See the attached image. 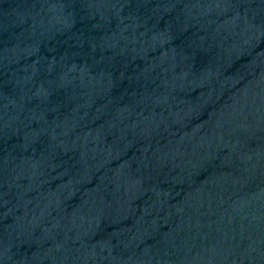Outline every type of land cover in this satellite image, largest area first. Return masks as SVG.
Returning <instances> with one entry per match:
<instances>
[{
	"label": "water",
	"instance_id": "1",
	"mask_svg": "<svg viewBox=\"0 0 264 264\" xmlns=\"http://www.w3.org/2000/svg\"><path fill=\"white\" fill-rule=\"evenodd\" d=\"M0 264H264V0H0Z\"/></svg>",
	"mask_w": 264,
	"mask_h": 264
}]
</instances>
